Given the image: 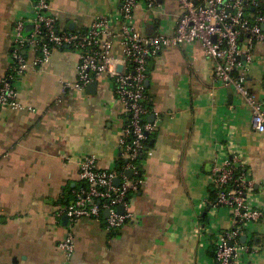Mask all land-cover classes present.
Returning <instances> with one entry per match:
<instances>
[{
	"label": "crops",
	"instance_id": "1",
	"mask_svg": "<svg viewBox=\"0 0 264 264\" xmlns=\"http://www.w3.org/2000/svg\"><path fill=\"white\" fill-rule=\"evenodd\" d=\"M49 1L59 27L74 31L98 14L116 12L122 0ZM33 4L0 0V79L10 69L14 23L23 19L29 33ZM179 13L176 0H156L151 9L140 1L133 19L149 36L172 32ZM78 61L69 48L53 50L17 80L24 107L0 111V264H216L203 212L212 200L217 145L226 134L241 146L264 204V132L252 126L250 110L213 83L212 62L200 43L163 48L148 63L147 119L157 127L143 183L129 202L134 220L111 232L101 218L69 224L52 214L80 186L78 161L93 155L99 168L111 170L125 159L119 146L125 113L109 80L97 79L93 90H61L62 83L76 81ZM263 68L255 64L254 76ZM214 212L221 228L232 226L228 208ZM70 231L74 251L66 259L57 243ZM244 235L258 249L247 264H264V217Z\"/></svg>",
	"mask_w": 264,
	"mask_h": 264
},
{
	"label": "built area",
	"instance_id": "2",
	"mask_svg": "<svg viewBox=\"0 0 264 264\" xmlns=\"http://www.w3.org/2000/svg\"><path fill=\"white\" fill-rule=\"evenodd\" d=\"M140 1L148 9L156 4V0H122L116 12L98 14L86 27L68 31L59 27L49 0H34L29 19L32 30L25 34V22L17 19L9 36L10 69L0 79V111L22 109L19 77L31 66L47 62L53 50L69 48L78 54L77 79L62 83V92L82 90L92 80L105 77L125 113L119 137L125 162L103 170L93 155L78 161L80 186L52 214L57 219L66 216L69 224L82 218H101L104 229L111 232L134 220L129 202L143 183L147 141L157 127V122L147 119L151 113L145 92L148 63L163 48L200 43L212 62L213 83L222 90L230 89L250 110L255 130L264 132V68L258 76L253 74L254 64L264 63V53L255 56L252 52L257 44H264V0H176L180 13L173 31L149 36L141 34L134 23ZM222 142L217 145L211 171L215 200H210L205 211L209 221L204 228L212 236L216 264H247L258 249L247 236L244 241L241 236L249 224L263 220L264 204L254 192L255 182L241 146L228 134ZM218 206L230 210L232 226L228 229L216 223L214 210ZM57 247L64 258L71 257L72 231Z\"/></svg>",
	"mask_w": 264,
	"mask_h": 264
},
{
	"label": "water",
	"instance_id": "3",
	"mask_svg": "<svg viewBox=\"0 0 264 264\" xmlns=\"http://www.w3.org/2000/svg\"><path fill=\"white\" fill-rule=\"evenodd\" d=\"M121 67H119V69H120ZM96 80H92L87 86H86V88H87V90H89V89H92L93 90V88L95 87V85H96ZM231 97V96H230ZM115 182L116 183H118V179H116L115 180ZM208 208H209V206H208ZM207 208V209H208ZM119 210L121 211L122 210V208L121 207H119ZM108 214V212H105V216ZM206 214V212H203V216ZM64 218H67L66 216H64ZM241 240L242 241H244L245 240V235H243V236H241ZM229 244H231V243H229Z\"/></svg>",
	"mask_w": 264,
	"mask_h": 264
},
{
	"label": "trees",
	"instance_id": "4",
	"mask_svg": "<svg viewBox=\"0 0 264 264\" xmlns=\"http://www.w3.org/2000/svg\"><path fill=\"white\" fill-rule=\"evenodd\" d=\"M146 105H147V103H146ZM148 106V105H147ZM149 145H150V141L148 140L147 141V149H148V147H149ZM125 162V159H123V160H121L119 163H118V166L119 165H121V164H123ZM141 173H142V171H141ZM210 197H211V199L214 201L215 200V190L213 189V188H211V190H210ZM205 217H203V219H204ZM212 254L214 255V251L212 252Z\"/></svg>",
	"mask_w": 264,
	"mask_h": 264
},
{
	"label": "rangeland",
	"instance_id": "5",
	"mask_svg": "<svg viewBox=\"0 0 264 264\" xmlns=\"http://www.w3.org/2000/svg\"><path fill=\"white\" fill-rule=\"evenodd\" d=\"M253 54L255 56H259L258 54L260 52L264 53V44L263 43H259L257 44V46L252 50ZM255 65V64H254Z\"/></svg>",
	"mask_w": 264,
	"mask_h": 264
}]
</instances>
